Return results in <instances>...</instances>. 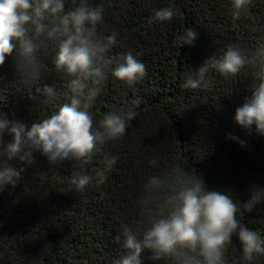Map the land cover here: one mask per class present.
<instances>
[{
  "label": "trees",
  "instance_id": "1",
  "mask_svg": "<svg viewBox=\"0 0 264 264\" xmlns=\"http://www.w3.org/2000/svg\"><path fill=\"white\" fill-rule=\"evenodd\" d=\"M79 0H65V10ZM102 6L97 31L116 34L111 55L131 52L146 66V77L132 87L109 74L89 110L94 125L107 112L126 111L130 101L142 99L126 134L101 146L83 169L65 161L51 164L35 154L15 187L0 190V264H116L126 254L122 229L142 232L148 226L141 201L152 176H163L179 166L203 179L209 191L226 193L241 211L238 219L264 239V203L244 211L254 189H264V135L235 120V110L251 94L254 69L246 66L225 79L210 71L207 87L187 89L189 76L212 55L221 56L229 45L250 54L264 38V0H253L247 13L234 18L231 0H89ZM172 8L169 21H152L156 11ZM191 28L196 38L181 44L177 36ZM55 44L46 42L37 52L42 64L36 85L22 82L15 56L0 66V110L11 123L31 125L68 102L70 77L57 72ZM53 86L57 98L46 102L37 86ZM68 93V96L65 95ZM11 137H9V141ZM243 141V145L241 144ZM116 164L103 185L69 191L74 171L94 175L103 170L104 156ZM156 163L152 164L151 161ZM15 168L19 161H9ZM119 237V239H117ZM243 245L234 233L225 253L226 264H243ZM141 253V264H176L174 258L151 259ZM254 264H264V255Z\"/></svg>",
  "mask_w": 264,
  "mask_h": 264
},
{
  "label": "clouds",
  "instance_id": "2",
  "mask_svg": "<svg viewBox=\"0 0 264 264\" xmlns=\"http://www.w3.org/2000/svg\"><path fill=\"white\" fill-rule=\"evenodd\" d=\"M253 0H231L234 18L247 13ZM103 7L91 6L89 0H79L76 7L65 10V0H0V66L6 57L15 56L16 67L26 85H36L41 78L42 64L38 50L46 42L55 44L53 64L69 80L71 95L47 117L34 122L30 130L11 123L0 112V190L22 179L27 167L36 163L35 154L46 157L49 163L73 162L83 169L108 141L121 139L135 119L140 97L130 101L126 111L107 112L94 125L89 111L101 94L109 74L129 87L142 81L146 66L131 52L111 55L116 34L104 36L97 31L103 19ZM175 15L172 8L155 12L150 23L169 21ZM196 33L186 29L177 36L181 44L191 45ZM246 66L254 69L256 83L251 94L235 110L234 120L242 128L264 135V38L254 51L245 54L239 46L229 45L219 57L212 55L189 76L184 87H207L206 76L215 71L225 79L236 77ZM36 92L51 103L57 98L53 86H37ZM68 96V93H65ZM5 136L11 137L5 141ZM243 145V141H241ZM19 161L24 167L15 168L9 161ZM115 156H104L103 170L94 175L74 171L69 191H84L95 182L103 185L116 164ZM155 164L156 161H151ZM141 207L148 226L142 232L129 226L122 229L123 247L127 250L116 264H141V253L152 252L151 259L174 258L176 264H226L225 253L234 233L243 245V264H254L264 255V239L258 231L246 227L238 219L241 211L230 195L209 191L203 179L189 174L179 166L163 176H152L145 184ZM264 203V189H254L242 205L251 212ZM119 239V237H117Z\"/></svg>",
  "mask_w": 264,
  "mask_h": 264
},
{
  "label": "rangeland",
  "instance_id": "3",
  "mask_svg": "<svg viewBox=\"0 0 264 264\" xmlns=\"http://www.w3.org/2000/svg\"><path fill=\"white\" fill-rule=\"evenodd\" d=\"M0 112L4 113L3 111L0 110ZM5 117H6V114L4 113ZM7 119V118H6ZM5 141H9V137L8 136H5ZM0 160H3V157H0ZM9 163V162H8ZM9 186H6L5 188H8Z\"/></svg>",
  "mask_w": 264,
  "mask_h": 264
}]
</instances>
